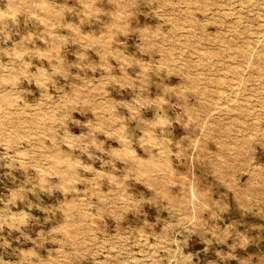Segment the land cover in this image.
I'll use <instances>...</instances> for the list:
<instances>
[{"label":"rangeland","instance_id":"1","mask_svg":"<svg viewBox=\"0 0 264 264\" xmlns=\"http://www.w3.org/2000/svg\"><path fill=\"white\" fill-rule=\"evenodd\" d=\"M0 264H264V0H0Z\"/></svg>","mask_w":264,"mask_h":264}]
</instances>
